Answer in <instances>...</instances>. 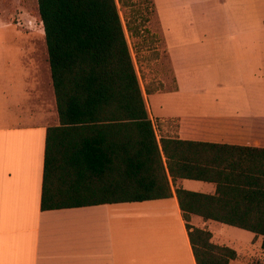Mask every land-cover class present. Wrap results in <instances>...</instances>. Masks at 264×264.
Returning <instances> with one entry per match:
<instances>
[{
  "label": "crops",
  "instance_id": "1",
  "mask_svg": "<svg viewBox=\"0 0 264 264\" xmlns=\"http://www.w3.org/2000/svg\"><path fill=\"white\" fill-rule=\"evenodd\" d=\"M214 1L230 22H192L189 50L178 23L162 22L166 89L146 95L150 117L177 119L184 140L264 147V0ZM160 94L155 116L149 97ZM59 123L49 57L0 52V264H197L175 188L212 194L214 182L179 178L169 198L42 209L46 134ZM190 224L237 250L229 264H249L233 244L238 227L197 214Z\"/></svg>",
  "mask_w": 264,
  "mask_h": 264
},
{
  "label": "trees",
  "instance_id": "2",
  "mask_svg": "<svg viewBox=\"0 0 264 264\" xmlns=\"http://www.w3.org/2000/svg\"><path fill=\"white\" fill-rule=\"evenodd\" d=\"M38 9L60 121L47 129L42 209L169 198L179 178L209 181L212 194L175 188L197 264H229L238 252L191 225L192 214L262 236L264 251V147L184 140L177 119L150 117L146 95L166 89L154 0H38Z\"/></svg>",
  "mask_w": 264,
  "mask_h": 264
},
{
  "label": "rangeland",
  "instance_id": "3",
  "mask_svg": "<svg viewBox=\"0 0 264 264\" xmlns=\"http://www.w3.org/2000/svg\"><path fill=\"white\" fill-rule=\"evenodd\" d=\"M213 0H157V13H153L149 27L163 37L162 22H177L182 33V41L187 50L194 43L195 31L192 22H230L225 7ZM121 16L126 22L130 10L119 5ZM159 8V9H158ZM237 12H235V15ZM133 45V40L129 38ZM209 46L210 42L200 44ZM161 47H165L162 42ZM29 50L43 53L48 58L43 22L41 21L38 0H0V52L22 56ZM161 69V67H159ZM161 73V72H160ZM166 80V79H165ZM173 84V83H172ZM164 95L149 97L152 112L159 114L165 103ZM169 104V101L167 103ZM187 187H189L186 184ZM240 233L231 234L234 246L240 247L241 260L249 264H264V251L259 247L254 234L236 228ZM254 238V239H253Z\"/></svg>",
  "mask_w": 264,
  "mask_h": 264
}]
</instances>
